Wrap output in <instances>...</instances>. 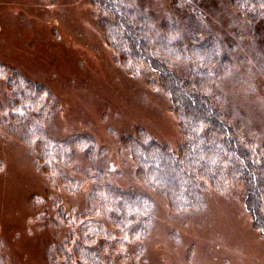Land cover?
I'll list each match as a JSON object with an SVG mask.
<instances>
[{
  "label": "rangeland",
  "instance_id": "obj_1",
  "mask_svg": "<svg viewBox=\"0 0 264 264\" xmlns=\"http://www.w3.org/2000/svg\"><path fill=\"white\" fill-rule=\"evenodd\" d=\"M186 2L131 5L156 38L166 20L174 24L170 41L181 44L184 38V45L209 34L221 40L229 57L217 77L224 119L262 154L264 19L239 20L229 0H196L185 7ZM103 16L93 0H0V63L52 92L45 130L55 139L78 138L61 164L62 174L75 181L66 185L58 171L46 173L38 165L32 140L0 122V264H61L53 243L67 237L66 216L77 221L81 212H90L86 197L98 172L111 186L147 193L157 203L145 238H127L120 247L112 237L126 255L115 264H264V237L250 222L240 184L208 188L197 212L176 215L160 190L137 176L131 143L176 151L183 134L168 94L154 84L155 74L106 42ZM170 62L185 69L177 57ZM83 134L95 145L92 154L79 143Z\"/></svg>",
  "mask_w": 264,
  "mask_h": 264
},
{
  "label": "trees",
  "instance_id": "obj_2",
  "mask_svg": "<svg viewBox=\"0 0 264 264\" xmlns=\"http://www.w3.org/2000/svg\"><path fill=\"white\" fill-rule=\"evenodd\" d=\"M93 1L107 14L101 18L106 42L120 56L141 62L155 74L154 84L168 94L183 134V143L176 151L155 143H131L129 150L139 179L147 187L158 188L169 213L176 215L197 212L208 188L222 190L226 184H240L250 222L264 237V148L262 154H255L242 141L239 128L224 119L217 77L229 57L221 40L209 34L184 45V38L181 44L170 41L174 24L166 20L160 24V38H156L147 20L136 15L132 0ZM187 1L185 7L196 0ZM229 1L239 20L255 23L264 19V0ZM171 57L182 60L185 69L174 68ZM0 84V122L18 129L24 140L33 141L32 151L43 171L62 174L61 164L71 155L69 150L78 138L55 139L43 128L48 104L55 101L52 92L40 83L24 80L17 72L11 73L3 63ZM78 137L85 152L92 154L95 145L88 134ZM73 182L71 179L66 185ZM86 205L90 212H81L77 221L66 216L71 225L67 237L62 244L53 243L61 264L125 260L112 237L116 235L115 243L121 242L120 247L127 244V238L132 242L137 236L145 238L157 207L151 195L122 191L104 182L100 172L89 186Z\"/></svg>",
  "mask_w": 264,
  "mask_h": 264
}]
</instances>
